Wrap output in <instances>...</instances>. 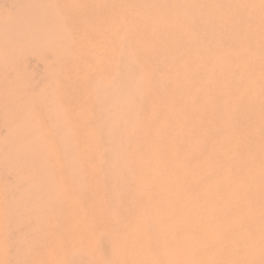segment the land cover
Instances as JSON below:
<instances>
[{"label": "bare ground", "instance_id": "obj_1", "mask_svg": "<svg viewBox=\"0 0 264 264\" xmlns=\"http://www.w3.org/2000/svg\"><path fill=\"white\" fill-rule=\"evenodd\" d=\"M50 2L45 79H0V163L33 188L13 202L42 259L264 264V0Z\"/></svg>", "mask_w": 264, "mask_h": 264}, {"label": "rangeland", "instance_id": "obj_2", "mask_svg": "<svg viewBox=\"0 0 264 264\" xmlns=\"http://www.w3.org/2000/svg\"><path fill=\"white\" fill-rule=\"evenodd\" d=\"M14 1H16V0H0V16H1V18H0V27H1L0 28V51H1L0 52V61L2 60L1 61L2 63L0 62V66L2 65L0 67V73L4 71V73H1L2 75L0 74V79L3 76V79H7L8 81H11L14 78V74L16 72H18L21 76H23L27 80V83H29L30 85H33V86L39 85L45 79V77H44L45 76V73H44L45 69H44L43 65L46 64L47 61L48 62H52V61L54 62L53 56L55 55L57 50H56V45H55L53 47L44 49L45 52L43 50L40 51V50H38L40 48L38 45L40 42L48 39V37L46 38V36L48 35V31L51 28L54 29L55 27L58 26V24H57L58 20L55 19L54 15L52 13H49L47 10V8L49 9V5H51V2H50L51 0H36V1H34V0H17L18 1V2L16 1L17 3ZM20 2H21V4H20ZM36 2H38V3H36ZM35 3L37 5L38 4L39 5L36 6ZM12 4H14V5H12ZM21 5H23V6H21ZM42 6H44V7H42ZM18 8H20V9H18ZM42 8H46V9H42ZM30 10H32V11L29 12ZM33 11L34 12L36 11V13H37V14L35 13L36 16L33 13ZM22 13H24V14H22ZM32 13L34 14V17L32 15ZM30 16H32V17H30ZM53 17H54V20H53ZM36 18H38V20H36ZM31 20H33V21H31ZM19 21L21 24L19 23ZM38 23L40 25L41 24L42 25L41 26L37 25ZM48 23H49L50 27H49ZM45 24H47L48 26H45ZM3 33H5V34H3ZM18 34H19V36H18ZM6 35H8V36H6ZM23 35H25V36H23ZM28 35H30V36H28ZM55 38H57V37H55ZM30 40H31V42H29ZM20 43H22V44H20ZM27 45H29V46H27ZM25 47H26V49H23ZM28 48H30V49H28ZM23 51H25V52H23ZM13 53H15V54H13ZM3 54H5L4 58L2 56ZM20 58H21V60H20ZM29 60L30 61L32 60V61L30 62ZM4 61H6V62H4ZM26 62H27V65L25 64ZM34 63L36 65V67H35ZM4 64H6V65H4ZM39 64H41L42 68L40 67ZM12 68H14V69H12ZM34 69H36V70H34ZM53 71L55 72L54 67H53ZM25 74H26V76H25ZM4 75L6 78L4 77ZM39 77H40V79H39ZM37 103L42 104L41 102L40 103L37 102ZM1 130H2V128H1V121H0V132H1L0 133L1 134L0 139L5 137L4 131L3 130L1 131ZM14 160H15V158L12 161H14ZM0 161H1V158H0ZM6 166H7L6 164L2 165L0 163V175H1L0 176V192L6 198V201H5V208L6 209L4 210L6 212L4 215H6L8 217V220H9V222L6 225L7 228L5 227L3 230L4 234H3V231L0 232V237H1L0 238V245H1L0 246V249H1L0 250V254H1L0 260L2 259L1 260L2 262L0 261V264H40V262H37V261H39V260L40 261H47L46 259H44V260L42 259L44 257L43 254L45 253V251H43L44 250L43 247L46 245L45 244L42 245L43 242H40V237L43 234V232H42V234L40 232L33 234L30 231V226H31L30 222H32V220L35 217V216H33L34 214L32 212V210H33L32 205H30V203L32 204V201H31V199H30V201L29 200L27 201L28 206L30 205L29 207L26 206L28 208V209H26L27 212L30 211L29 214H27V212H23V211L21 212V210H19L18 207L16 205H14L15 200L19 199V196H20V195H17V193L21 192V194H23V193H26V192H28V190L33 189V188L31 187V185L19 182L18 179H15V177H14L15 174L13 175V173L11 171H9ZM3 172H5V174ZM69 180L71 181L72 187H74V188L80 187L81 181L79 182L75 176H70ZM16 183H17V185H16ZM19 183H21V184H19ZM23 187H25V188L23 189ZM10 191L13 194L12 196H10V194H9ZM6 202H8V203H6ZM40 204L42 206V203H39V206H40ZM15 208H16V210H15ZM35 209H37V208H35ZM23 213H26V214H23ZM25 216H27V217H25ZM46 222L44 224L45 226H47ZM44 225H43V228H44ZM25 227H27V228H25ZM6 233H7V235H6ZM6 236H7V238H6ZM19 236L21 237V240H20ZM2 238H4V239H2ZM95 239L98 240V242H97V240H95V243L97 242L96 244L94 243L96 245L95 248L96 249L99 248L96 251L99 252V250H100V252H99L100 254L106 255L108 257V255L111 254V250L109 249L106 240L102 236H99ZM99 241H100V243H99ZM94 244H93V246H95ZM104 244H105V246H104ZM9 250H10V252H9ZM15 250H16V252H15ZM17 253H19V254H17ZM69 255L70 254H66V256H64L62 258V259H64L63 261H66V263H62L63 261H61L62 260L61 259L60 261L57 260V261H53L50 263L47 261L46 264H52V263L53 264H68V263L69 264L70 263L71 264H96V262H97L96 261L97 259L96 260H94L93 258L90 259L88 257V254L83 253V252L74 251V252H72L70 257H69ZM69 261H71V262H69Z\"/></svg>", "mask_w": 264, "mask_h": 264}]
</instances>
